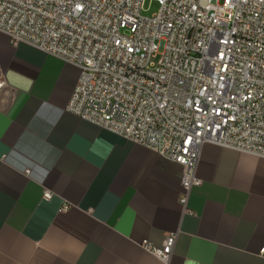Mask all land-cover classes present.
Listing matches in <instances>:
<instances>
[{"label": "crops", "instance_id": "1", "mask_svg": "<svg viewBox=\"0 0 264 264\" xmlns=\"http://www.w3.org/2000/svg\"><path fill=\"white\" fill-rule=\"evenodd\" d=\"M77 78L0 33V264H264L263 158L204 143L182 207L180 165L65 110Z\"/></svg>", "mask_w": 264, "mask_h": 264}, {"label": "built area", "instance_id": "2", "mask_svg": "<svg viewBox=\"0 0 264 264\" xmlns=\"http://www.w3.org/2000/svg\"><path fill=\"white\" fill-rule=\"evenodd\" d=\"M144 1L0 0V33L78 69L67 112L180 165L184 207L204 143L264 159V0Z\"/></svg>", "mask_w": 264, "mask_h": 264}, {"label": "rangeland", "instance_id": "3", "mask_svg": "<svg viewBox=\"0 0 264 264\" xmlns=\"http://www.w3.org/2000/svg\"><path fill=\"white\" fill-rule=\"evenodd\" d=\"M157 11V4L149 0H145L140 11L141 16H150Z\"/></svg>", "mask_w": 264, "mask_h": 264}]
</instances>
